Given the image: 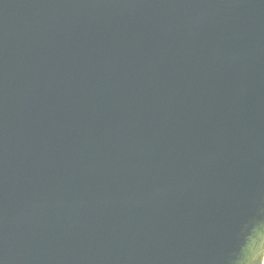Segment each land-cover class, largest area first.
I'll list each match as a JSON object with an SVG mask.
<instances>
[{
  "label": "water",
  "instance_id": "95a60500",
  "mask_svg": "<svg viewBox=\"0 0 264 264\" xmlns=\"http://www.w3.org/2000/svg\"><path fill=\"white\" fill-rule=\"evenodd\" d=\"M0 264H264V0H0Z\"/></svg>",
  "mask_w": 264,
  "mask_h": 264
}]
</instances>
